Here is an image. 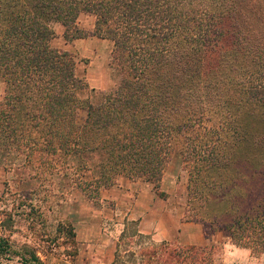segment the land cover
Returning a JSON list of instances; mask_svg holds the SVG:
<instances>
[{"label":"trees","instance_id":"obj_1","mask_svg":"<svg viewBox=\"0 0 264 264\" xmlns=\"http://www.w3.org/2000/svg\"><path fill=\"white\" fill-rule=\"evenodd\" d=\"M211 1L0 0V75L12 114L2 113L0 132L8 139L14 133L26 155L42 152L77 176L90 171L95 190L122 174L142 177L160 196L162 168L180 145L183 160L192 162L181 218L215 222L228 241L258 254L264 252V208L241 209L237 198L245 194L242 182L250 187L253 176L264 174L243 150L259 137L245 130L244 119H264V38L253 34L256 20L242 9L254 8L249 0H215L216 13L208 11ZM79 13L93 17L90 31L75 26ZM223 15L230 45L211 62ZM50 21L63 26L65 41L94 35L112 42L110 63L119 79L99 102L77 99L84 84L72 56L50 45ZM78 108L85 110L80 123ZM0 212L5 253L9 242L1 230L11 218ZM222 215L229 220L217 221ZM133 234L143 233L121 231L127 240ZM139 253L148 263L214 264L206 245L161 240ZM113 255L114 263L118 244ZM23 264L44 263L30 252Z\"/></svg>","mask_w":264,"mask_h":264},{"label":"rangeland","instance_id":"obj_2","mask_svg":"<svg viewBox=\"0 0 264 264\" xmlns=\"http://www.w3.org/2000/svg\"><path fill=\"white\" fill-rule=\"evenodd\" d=\"M248 2L254 8L240 7L250 13V20H256L253 34L264 38V0ZM214 3L215 0H212L211 4H208V11L216 13ZM1 8L3 7L0 6ZM220 19L219 26L223 35L209 55L211 62L217 59V53L230 45L228 20L224 15ZM74 24L78 29L88 31L92 29L93 17L79 13ZM49 26L54 32V37L56 32L63 33V26L60 23L50 21ZM75 43L77 47H73ZM57 44L59 43L56 40L54 45ZM71 44L72 46L64 47L73 58L75 75L84 84L76 91L77 99L95 104L99 102L101 93L111 92L118 83L119 75L110 63V52L106 54L108 47L111 49V42L107 39H94L91 42L76 39ZM86 48L91 50L85 51ZM99 51H104L106 56L97 59L95 53L97 56L101 53ZM1 82L4 84L0 75V84ZM7 105L2 98L0 126L4 123L2 113L11 114ZM12 109L14 113H18L17 107ZM84 117L85 110L78 108L75 121L80 123ZM244 121L246 125L249 122L245 128L247 132L255 131V134L259 135L255 147L252 148L250 142V147L248 142L245 143L244 153L253 158V164L264 167V119L260 117L250 123L245 118ZM2 134L0 132V210L9 212L11 224L1 230L9 242V251L0 253V264H23V260L29 258L30 252H34L44 264H156L143 261L139 248L156 247L161 240L167 241L170 246L198 245L183 238H156L153 229L150 232L141 231L142 236L133 234L129 240L121 236L122 229L126 233L135 229L136 224L138 225V219L135 217L141 212L144 224H150L151 209L145 208L142 202H136L134 205L132 199L139 186H150L142 177L135 180L136 185L127 187L126 194L121 199L101 197L99 189L103 187L94 189V184L89 180L92 176L90 171L81 172L77 176L76 173H69L68 168L59 169L60 163L51 157H44L42 152L26 155L27 148L14 133L10 139L3 137ZM180 148V145H174L169 160L161 171L159 186L165 195L157 194L158 202L162 203L167 211L179 217L187 204L186 185L192 164L191 161L183 160ZM121 177L124 182L129 180L126 176L117 174L114 185ZM242 185L245 194L237 198L241 209H246L253 203H257L259 208H264V174L253 176L250 187L247 181L242 182ZM2 216L0 212V217ZM229 217L222 215L217 221H227ZM215 224L211 222L209 226ZM211 231L212 228L204 229L206 236H209ZM221 234L217 237L214 235V238H210L205 244H199L209 247L214 264H264V252L251 254L247 248L228 241L224 231L221 230ZM117 244L118 256L113 263V253Z\"/></svg>","mask_w":264,"mask_h":264},{"label":"crops","instance_id":"obj_3","mask_svg":"<svg viewBox=\"0 0 264 264\" xmlns=\"http://www.w3.org/2000/svg\"><path fill=\"white\" fill-rule=\"evenodd\" d=\"M91 30V29H90ZM88 30V31H90ZM56 37H53L50 40V45L56 49H61L66 51V47L67 45L72 46L71 42L75 41L76 39L79 40H88L89 42H91V40L94 39H98V40H105L107 38H99L96 37L94 35H89V37H80V38H74L75 40H70L65 42L62 34H60L59 32H56ZM57 40V45H54V42ZM61 40V42H59ZM109 40V39H107ZM111 42V41H110ZM73 47H77L76 43ZM82 47V46H80ZM111 47H112V42H111ZM88 50H91L90 48H86ZM101 52V51H99ZM109 52H111V49L106 50V54H108ZM104 51L97 54L95 53V57L98 59H101L102 57H104ZM106 56V55H105ZM3 90H4V84L3 82H1L0 84V101L3 98ZM92 177V176H91ZM117 184H113L111 186H107V187H103L101 189H99V193L101 195V197H110L111 199H121L122 196H125L126 191H127V187H131L132 185H136L135 181H129L126 180L124 182L123 178H119V180H117ZM134 205L136 202H142L143 206L145 208H150L151 209V218H150V224L146 225L144 224V222L142 221V219L144 218L141 214H138V216L136 215V219L138 222V225L136 224L137 229L141 232L146 231V232H150L151 229L154 230V235L156 238H183L188 240L189 242L192 243H197V244H205L209 241V239H213L214 235L215 237H217L218 235H222L221 234V229L212 226H209V222H205V221H197V220H184L181 218V216H177L176 214H173L169 211H167L165 209V207H163V204L158 202V195L157 193H155L150 186L148 185H141L139 186L135 193H134V197H132ZM160 203V204H159ZM159 205V206H158ZM145 212V211H144ZM154 226V227H153ZM212 228L213 231H211L209 233V236H206L204 233V229L205 228ZM185 230H189L188 232H186ZM244 248V247H243Z\"/></svg>","mask_w":264,"mask_h":264}]
</instances>
